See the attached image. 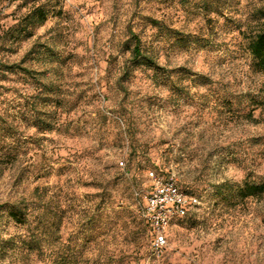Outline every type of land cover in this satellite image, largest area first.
<instances>
[{"label": "rangeland", "instance_id": "obj_1", "mask_svg": "<svg viewBox=\"0 0 264 264\" xmlns=\"http://www.w3.org/2000/svg\"><path fill=\"white\" fill-rule=\"evenodd\" d=\"M261 7L0 0V264H264ZM156 166L201 199L159 257L133 199Z\"/></svg>", "mask_w": 264, "mask_h": 264}, {"label": "built area", "instance_id": "obj_2", "mask_svg": "<svg viewBox=\"0 0 264 264\" xmlns=\"http://www.w3.org/2000/svg\"><path fill=\"white\" fill-rule=\"evenodd\" d=\"M121 165H125L123 161ZM137 211L149 224L153 234L152 256L159 257L168 246V233L172 224L201 204V199L181 189L174 176L148 172V184L133 189Z\"/></svg>", "mask_w": 264, "mask_h": 264}, {"label": "trees", "instance_id": "obj_3", "mask_svg": "<svg viewBox=\"0 0 264 264\" xmlns=\"http://www.w3.org/2000/svg\"><path fill=\"white\" fill-rule=\"evenodd\" d=\"M40 10L39 7H36L35 9H33V11L36 13ZM259 15L256 16L255 20H254V24H252L250 30H247L246 33V37H247V48L248 51L256 65V67H258L259 70L264 71V7L259 8ZM42 19H45V14L41 13L39 14ZM132 38L134 39V46H133V56L135 58L142 56L143 58H145V56L142 55L141 52V41L139 39V37L134 34V32H132ZM27 73L30 72V70L26 71ZM44 130H50V128H44ZM151 170H155L160 174H164L166 175L162 168L160 167H153L151 168L149 171ZM148 171V172H149ZM148 184V173H147V180L145 182H142V184L138 185V187L140 188L141 186L147 185ZM181 186V185H180ZM181 189L186 192L189 195H195L200 197L198 194L192 193L189 190L185 189L183 186H181ZM38 190V188L35 189V191ZM264 191V187L260 186V185H250L247 188V191L245 193L246 196H251V195H255L258 193H261ZM133 199H134V208L135 210L137 209L136 204V198L134 196V192H133ZM9 213L10 215L16 220V221H24V219H26L31 212V208H30V204L28 203V201L26 199H23L22 202H17V203H11L9 204ZM198 206L192 208L187 216L183 217V218H187L189 217L193 210L196 209ZM31 209V210H30ZM127 212V210L125 208H123L122 211H117L118 214ZM183 218H179L178 220H176L175 222H178L180 220H182ZM145 221V220H144ZM146 222V221H145ZM147 223V222H146ZM148 224V223H147ZM152 236V243H153V234H151Z\"/></svg>", "mask_w": 264, "mask_h": 264}]
</instances>
